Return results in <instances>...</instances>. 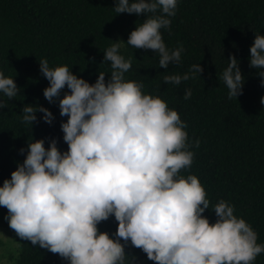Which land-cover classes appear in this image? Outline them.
Returning a JSON list of instances; mask_svg holds the SVG:
<instances>
[{
    "label": "clouds",
    "instance_id": "obj_1",
    "mask_svg": "<svg viewBox=\"0 0 264 264\" xmlns=\"http://www.w3.org/2000/svg\"><path fill=\"white\" fill-rule=\"evenodd\" d=\"M177 5L178 0H116L114 7L118 14L146 17L126 43L157 53L159 68L165 70L178 65L184 51L182 45L169 49L161 34V29L170 31ZM124 43L113 42L106 50L110 78L106 81L100 72L94 84L68 66L39 62L49 81L45 99H58L60 115L68 117L61 124L68 150L61 153L55 139L48 148L43 139L28 143L23 163L0 187L9 228L20 240L68 264H125L129 243L153 264H254L264 244L257 243L252 226L234 215L225 200L212 208L215 223L204 216L210 206L204 186L196 175H181L191 169L194 152L189 149L199 148L200 141L189 142L187 124L164 100L144 94L142 83L125 80L132 61L119 54ZM228 61L221 78L228 98L237 99L244 78L235 56ZM249 67L264 69V35H255ZM203 71L194 64L191 76L165 75L163 83L179 85ZM258 75L264 78V71ZM65 88L69 91L60 99ZM19 90L14 79L0 72V93L11 100ZM191 95L186 89L184 99ZM6 106L0 101V110ZM37 112L45 123H53L47 108L32 105L23 107L21 122L32 125ZM110 217L118 225L114 236L98 227Z\"/></svg>",
    "mask_w": 264,
    "mask_h": 264
},
{
    "label": "trees",
    "instance_id": "obj_2",
    "mask_svg": "<svg viewBox=\"0 0 264 264\" xmlns=\"http://www.w3.org/2000/svg\"><path fill=\"white\" fill-rule=\"evenodd\" d=\"M116 0H0V72L14 79L20 89L9 100L0 93L7 106L0 110V187L22 164L28 143L43 139L45 148L57 141L61 153L68 150L61 124L68 117L60 115L59 100L49 103L43 91L49 81L40 72L39 62L50 68L68 66L78 78L94 84L98 74L111 75V64L104 53L111 47L113 35L125 42L119 54L131 59L126 81L144 85V94L159 96L168 107L179 113L187 124L192 147L191 169L181 175H196L204 186L209 209L204 216L210 223L217 217L212 208L221 199L235 209L257 233L258 244H264V97L262 77L249 67L250 47L255 35H264V0H178L170 31L161 29L169 49L183 46L178 65L159 68V55L151 50L135 49L126 42L129 35L146 19L114 11ZM235 56L244 78L243 94L228 98L222 80L229 57ZM194 64L204 71L179 85L164 84L165 75L189 73ZM191 76V73H189ZM186 89L192 95L184 99ZM69 90L65 88L60 99ZM25 105L42 106L54 116L51 125L42 120L32 125L22 123ZM25 149L24 154L20 153ZM6 216L7 209L0 207ZM114 217L98 225L101 232L114 236ZM123 243V241H121ZM125 264H153L140 249L129 243L125 247ZM15 264H68L29 241H22ZM254 264H264V253Z\"/></svg>",
    "mask_w": 264,
    "mask_h": 264
},
{
    "label": "rangeland",
    "instance_id": "obj_3",
    "mask_svg": "<svg viewBox=\"0 0 264 264\" xmlns=\"http://www.w3.org/2000/svg\"><path fill=\"white\" fill-rule=\"evenodd\" d=\"M115 41H122L121 37L114 34ZM123 45V44H122ZM5 215L0 210V264H15L20 245L23 240L16 236L15 232L9 228Z\"/></svg>",
    "mask_w": 264,
    "mask_h": 264
}]
</instances>
